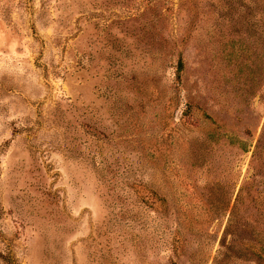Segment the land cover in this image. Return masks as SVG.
Returning <instances> with one entry per match:
<instances>
[{
  "label": "rangeland",
  "instance_id": "obj_1",
  "mask_svg": "<svg viewBox=\"0 0 264 264\" xmlns=\"http://www.w3.org/2000/svg\"><path fill=\"white\" fill-rule=\"evenodd\" d=\"M4 253L264 264V0H0Z\"/></svg>",
  "mask_w": 264,
  "mask_h": 264
},
{
  "label": "trees",
  "instance_id": "obj_2",
  "mask_svg": "<svg viewBox=\"0 0 264 264\" xmlns=\"http://www.w3.org/2000/svg\"><path fill=\"white\" fill-rule=\"evenodd\" d=\"M8 253V252H7ZM11 254V252H9ZM10 254H2L3 255V262L5 264H14L15 263V259L10 255Z\"/></svg>",
  "mask_w": 264,
  "mask_h": 264
}]
</instances>
